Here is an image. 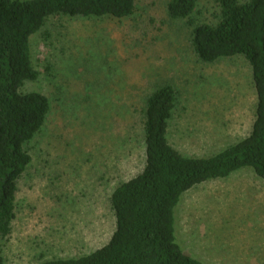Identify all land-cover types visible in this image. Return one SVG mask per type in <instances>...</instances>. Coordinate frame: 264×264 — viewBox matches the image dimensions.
Instances as JSON below:
<instances>
[{"label": "rangeland", "instance_id": "obj_1", "mask_svg": "<svg viewBox=\"0 0 264 264\" xmlns=\"http://www.w3.org/2000/svg\"><path fill=\"white\" fill-rule=\"evenodd\" d=\"M168 1L138 0L125 20L53 19L31 37L40 79L24 91L46 95L52 109L31 143L13 232L2 242L5 264L79 257L109 242V196L143 168V112L157 86L179 93L168 136L185 156L215 154L251 132L257 94L249 65L200 61L192 29L168 19ZM198 2L193 17L211 22L213 0ZM177 237L205 264H264V183L244 170L189 191Z\"/></svg>", "mask_w": 264, "mask_h": 264}, {"label": "trees", "instance_id": "obj_2", "mask_svg": "<svg viewBox=\"0 0 264 264\" xmlns=\"http://www.w3.org/2000/svg\"><path fill=\"white\" fill-rule=\"evenodd\" d=\"M137 1L0 0V264H5L2 242L11 237L16 220L19 184L33 161L31 143L52 109L46 95L24 91L40 79L31 37L42 34L53 19H130ZM198 3L169 0L167 17L185 21L192 29L191 46L200 61L242 58L249 65L257 94L251 132L215 154L185 156L168 136L179 93L170 84L157 86L143 112V168L109 196L115 220L111 239L87 255L42 264H205L178 242L177 213L183 196L244 170L264 183V0H213V19L205 23L193 17Z\"/></svg>", "mask_w": 264, "mask_h": 264}]
</instances>
